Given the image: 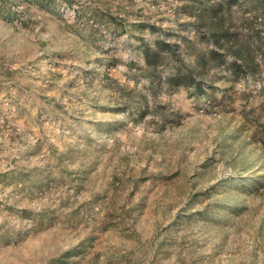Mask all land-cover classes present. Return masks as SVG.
I'll return each instance as SVG.
<instances>
[{
    "label": "rangeland",
    "instance_id": "rangeland-1",
    "mask_svg": "<svg viewBox=\"0 0 264 264\" xmlns=\"http://www.w3.org/2000/svg\"><path fill=\"white\" fill-rule=\"evenodd\" d=\"M264 0H0V264H264Z\"/></svg>",
    "mask_w": 264,
    "mask_h": 264
},
{
    "label": "trees",
    "instance_id": "trees-1",
    "mask_svg": "<svg viewBox=\"0 0 264 264\" xmlns=\"http://www.w3.org/2000/svg\"><path fill=\"white\" fill-rule=\"evenodd\" d=\"M256 125L259 127L258 130H260V132L264 134V123L258 121Z\"/></svg>",
    "mask_w": 264,
    "mask_h": 264
}]
</instances>
